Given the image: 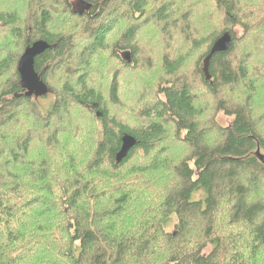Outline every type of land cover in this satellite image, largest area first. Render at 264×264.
Masks as SVG:
<instances>
[{
  "label": "trees",
  "instance_id": "16d2710c",
  "mask_svg": "<svg viewBox=\"0 0 264 264\" xmlns=\"http://www.w3.org/2000/svg\"><path fill=\"white\" fill-rule=\"evenodd\" d=\"M78 1L0 0V264H264V0Z\"/></svg>",
  "mask_w": 264,
  "mask_h": 264
},
{
  "label": "water",
  "instance_id": "95a60500",
  "mask_svg": "<svg viewBox=\"0 0 264 264\" xmlns=\"http://www.w3.org/2000/svg\"><path fill=\"white\" fill-rule=\"evenodd\" d=\"M90 4L87 0H79L73 7L74 12L82 15L90 10ZM232 46V38L228 33L223 34L213 44L208 56L203 62V73L206 81L210 80L208 72L210 60L217 53L225 52ZM51 46L45 40H38L24 50L17 64V72L20 77L19 86L24 91L26 98H40L49 94L48 86L44 83L42 76L35 71V59L50 50ZM121 60L131 64V56L127 51L120 53ZM137 145L136 140L130 135H123L121 138V147L116 154V163H121L128 153Z\"/></svg>",
  "mask_w": 264,
  "mask_h": 264
},
{
  "label": "rangeland",
  "instance_id": "374dc122",
  "mask_svg": "<svg viewBox=\"0 0 264 264\" xmlns=\"http://www.w3.org/2000/svg\"><path fill=\"white\" fill-rule=\"evenodd\" d=\"M51 100H52V96H49V95L35 99V101H37L38 105L40 106L41 110H43V112L45 111V109L47 108ZM258 103L259 101L255 102V104H258Z\"/></svg>",
  "mask_w": 264,
  "mask_h": 264
}]
</instances>
